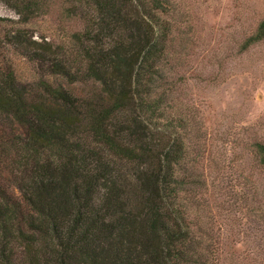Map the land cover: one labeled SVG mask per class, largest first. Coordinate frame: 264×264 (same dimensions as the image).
<instances>
[{"label":"trees","instance_id":"16d2710c","mask_svg":"<svg viewBox=\"0 0 264 264\" xmlns=\"http://www.w3.org/2000/svg\"><path fill=\"white\" fill-rule=\"evenodd\" d=\"M0 1L17 16H0V264H217L190 209L169 0ZM52 10L58 39L33 38ZM262 43L264 16L238 53ZM249 152L264 168V138Z\"/></svg>","mask_w":264,"mask_h":264},{"label":"rangeland","instance_id":"374dc122","mask_svg":"<svg viewBox=\"0 0 264 264\" xmlns=\"http://www.w3.org/2000/svg\"><path fill=\"white\" fill-rule=\"evenodd\" d=\"M169 4L176 102L192 124L186 165L195 184L190 209L210 237L206 243L219 252L217 264H264V168L249 152L251 137L264 138V43L238 53L264 16V0ZM0 16L17 18L1 1ZM54 24L52 10L26 28L33 38L57 40ZM5 55L20 81L33 80L29 62L13 52Z\"/></svg>","mask_w":264,"mask_h":264}]
</instances>
